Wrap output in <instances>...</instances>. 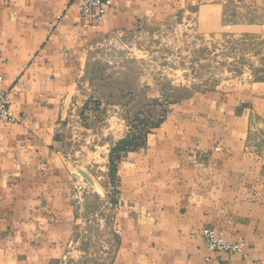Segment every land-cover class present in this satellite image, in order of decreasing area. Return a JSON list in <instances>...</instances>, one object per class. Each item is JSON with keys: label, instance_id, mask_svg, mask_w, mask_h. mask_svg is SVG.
<instances>
[{"label": "crops", "instance_id": "1", "mask_svg": "<svg viewBox=\"0 0 264 264\" xmlns=\"http://www.w3.org/2000/svg\"><path fill=\"white\" fill-rule=\"evenodd\" d=\"M213 1L114 0L93 28L78 0H0L2 86L21 116L0 126V264H56L77 235L58 129L88 49ZM116 174L107 264H264V87L183 101ZM205 228L243 238L245 252L211 250Z\"/></svg>", "mask_w": 264, "mask_h": 264}, {"label": "rangeland", "instance_id": "2", "mask_svg": "<svg viewBox=\"0 0 264 264\" xmlns=\"http://www.w3.org/2000/svg\"><path fill=\"white\" fill-rule=\"evenodd\" d=\"M257 87H264V0H216L151 29L113 32L89 48L59 116L78 223L56 264H107L117 163L183 101Z\"/></svg>", "mask_w": 264, "mask_h": 264}, {"label": "built area", "instance_id": "3", "mask_svg": "<svg viewBox=\"0 0 264 264\" xmlns=\"http://www.w3.org/2000/svg\"><path fill=\"white\" fill-rule=\"evenodd\" d=\"M78 12L84 20L85 27H99L105 20L109 10L113 6L114 0H78ZM21 120V116L15 114L8 101V92L2 86V76L0 74V126L3 122L16 123ZM201 235L207 245L213 251L244 253L245 240L243 238L236 241L226 240L221 233L210 228L202 230Z\"/></svg>", "mask_w": 264, "mask_h": 264}]
</instances>
